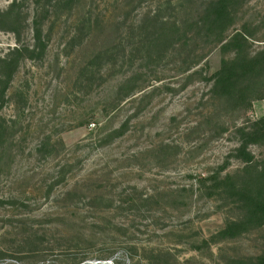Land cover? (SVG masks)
Listing matches in <instances>:
<instances>
[{
  "label": "rangeland",
  "instance_id": "1",
  "mask_svg": "<svg viewBox=\"0 0 264 264\" xmlns=\"http://www.w3.org/2000/svg\"><path fill=\"white\" fill-rule=\"evenodd\" d=\"M211 1L0 0V264L264 253V223L216 235L243 210L212 187L242 169L238 127L264 114V99L227 107L212 79L236 48H264V0L236 3L221 34ZM248 149L264 159V142Z\"/></svg>",
  "mask_w": 264,
  "mask_h": 264
},
{
  "label": "trees",
  "instance_id": "2",
  "mask_svg": "<svg viewBox=\"0 0 264 264\" xmlns=\"http://www.w3.org/2000/svg\"><path fill=\"white\" fill-rule=\"evenodd\" d=\"M242 0H212L206 7L202 19L210 31L221 34L231 22L234 5ZM35 37L40 28L36 26ZM246 41L243 31L237 30L223 48L231 47L240 40ZM215 93L224 97L227 107L249 108L254 100L264 99V48L254 55L241 57L237 50L232 57L222 58L220 66L212 73ZM239 145L236 156L244 165L236 173H226L213 178L212 187L240 202L243 216L231 220L221 227L216 235L220 238L234 237L264 223V159L255 160L248 149L251 143L264 142V114L250 124L238 127ZM237 263H244L238 260ZM254 264H264V253L257 256Z\"/></svg>",
  "mask_w": 264,
  "mask_h": 264
}]
</instances>
